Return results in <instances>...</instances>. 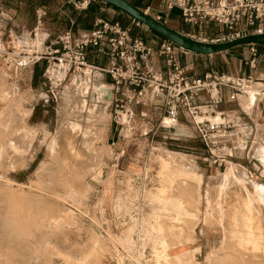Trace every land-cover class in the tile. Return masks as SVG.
Returning a JSON list of instances; mask_svg holds the SVG:
<instances>
[{
	"label": "rangeland",
	"instance_id": "374dc122",
	"mask_svg": "<svg viewBox=\"0 0 264 264\" xmlns=\"http://www.w3.org/2000/svg\"><path fill=\"white\" fill-rule=\"evenodd\" d=\"M4 1V10L17 11L18 0ZM28 1L20 0L22 12L16 21L30 16ZM35 1V21L37 10L45 13L37 38L46 28L61 31L71 11H76L68 0ZM261 25L264 28V22ZM0 29L4 42L26 54L31 51L34 29L25 32L28 44L20 47L23 32L12 26ZM222 56L217 69L225 73L228 67L221 63ZM41 68L45 69L44 61L11 72L0 68V264H214L210 257L219 247L222 229L213 220L219 218L216 208L221 198L212 194L206 198L208 183L228 174L233 166L240 181L229 185L224 196L228 203L220 205L225 213L222 224L233 232L226 220L231 209V215L239 217L250 203L257 206L243 193L242 185L264 188V178L259 176L264 175L263 163L255 154L258 146L249 144L218 167L205 160L203 146L190 127L158 130L154 118L147 137L116 144L114 151L120 158L115 170L110 143L117 130L111 120L109 77L84 82L68 77L53 98ZM182 68L192 71L187 60ZM11 103L13 115L8 110ZM94 108L98 111L90 123ZM102 113L105 119L100 123ZM88 125L96 132L91 150L82 140ZM60 161L67 172H62ZM171 171H186L201 179L190 205L184 195H173L177 183L167 184ZM196 180L187 184L195 187ZM162 187L169 196L158 194ZM213 208L215 218L211 215L212 224L205 225L204 217Z\"/></svg>",
	"mask_w": 264,
	"mask_h": 264
},
{
	"label": "built area",
	"instance_id": "2783aa9c",
	"mask_svg": "<svg viewBox=\"0 0 264 264\" xmlns=\"http://www.w3.org/2000/svg\"><path fill=\"white\" fill-rule=\"evenodd\" d=\"M91 2L68 0L76 11L86 10ZM168 7L180 9L184 24L193 28L200 30L206 23L216 24L226 35L216 42L250 34L264 22V0H203L193 4L174 0ZM44 16L41 10L36 11V27L31 33L34 42L27 54L19 51L20 48L14 49L0 36V68L11 72L44 61L43 77L49 83V94L53 98L68 77L89 81L107 75L111 82V120L117 130L115 141L110 143L111 168L116 170L118 166L120 157L114 151L118 142L145 138L151 132V121L142 108L154 101L159 103L162 113L157 129L160 124L176 123L185 113L203 146L206 161L221 167L229 163L233 153L245 150L239 123L217 109L222 102L219 90L230 91L231 99L238 95L264 98V79L212 73L191 78L178 63V56L187 53L175 45L164 41L157 50L152 49L119 24L101 19L78 37L67 30L55 38L47 32L37 38L35 32L43 27ZM102 46L104 53L100 50ZM90 49L101 51L106 64L92 63L88 55ZM251 53L255 56L253 48ZM154 56L163 60V72L150 66L149 61ZM201 93L208 100L197 103Z\"/></svg>",
	"mask_w": 264,
	"mask_h": 264
},
{
	"label": "crops",
	"instance_id": "0c3cea01",
	"mask_svg": "<svg viewBox=\"0 0 264 264\" xmlns=\"http://www.w3.org/2000/svg\"><path fill=\"white\" fill-rule=\"evenodd\" d=\"M132 6L138 10L150 14L154 18L158 19L166 27L180 32L189 37L208 42H216L222 38L221 35L224 34L222 29L213 23H206L199 30L184 24L180 9L173 7L170 9L168 4L174 0H126ZM190 4L199 3L203 0H187ZM4 0H0V28L5 29L8 26H12L17 33L31 32L35 27V10L36 1L30 0L26 2L27 8H29L30 16L21 21H16V19L21 14V4L18 0L16 8L17 11H6L3 9ZM16 3V2H15ZM15 7V6H14ZM18 12V14H17ZM105 20L111 23H117L121 26L124 24L123 29L130 32L133 37L140 38L148 47L157 50L164 40L158 35L146 30L142 26L138 25L135 21L129 18L127 15L121 13L117 9L93 1L90 3L88 8L84 11H74L72 10L70 16L67 17L64 28L59 32L51 31L46 28V32L50 37L55 38L63 32L70 30L74 37H78L83 33L91 30L94 27V23L97 20ZM216 28H218L219 33L217 34ZM251 31H264V28L258 26L257 29H252ZM223 33V34H222ZM251 48L255 50V56H252ZM104 47H101L103 52ZM99 50L90 49L88 51L89 58L92 63L98 65H105L106 59L103 53ZM223 58L222 64H226L228 70L225 73H220L217 69L218 56ZM93 59V60H92ZM95 60V61H94ZM187 60L188 64L192 67V71L187 73L191 78H202L205 74H224L235 77H252L255 79H264V45H250L242 46L231 49L227 52L212 55V56H200L195 54H183L178 56V63L183 67V61ZM253 61V62H251ZM150 66L157 71H164L163 60L159 57H152L149 61ZM111 92V91H110ZM219 96L222 100L218 106V111L225 113L229 117L235 119L244 134L245 140V150L252 145V148L258 146V150L255 151L256 156H258L262 163L264 162V98L260 96L249 95H238L234 99H231V93L227 89L221 88L219 90ZM249 97V98H248ZM208 98L204 93H201L196 99L197 103H202L207 101ZM141 110V109H140ZM142 111H145L146 117L151 122H159L161 118V110L159 103L154 101L152 104H146ZM105 119V114L102 113V119L100 123ZM178 125H186L190 127L188 118L185 113H182L176 123L171 125L160 124L158 130L161 129H175ZM191 128V127H190ZM192 129V128H191ZM192 134L194 138L197 137L195 131L192 129ZM100 135V130L98 129V135ZM96 137V139H97ZM95 139V140H96ZM94 140V141H95ZM262 165L259 163V168ZM264 167V163H263ZM264 172V170H263ZM264 178V175H259ZM264 180V179H263ZM264 185V181H262ZM261 185V186H263ZM264 187V186H263Z\"/></svg>",
	"mask_w": 264,
	"mask_h": 264
},
{
	"label": "bare ground",
	"instance_id": "6f19581e",
	"mask_svg": "<svg viewBox=\"0 0 264 264\" xmlns=\"http://www.w3.org/2000/svg\"><path fill=\"white\" fill-rule=\"evenodd\" d=\"M19 41H20V44H24V45L28 44V34L27 35L26 34L25 35H21ZM78 81L84 82L85 79H78ZM14 107H15V105L13 103H11L10 106H9V109H8L9 112L12 113V115H13V108ZM97 111L98 110L96 108H94L90 112V119L88 120L90 123L95 121L94 120L95 112H97ZM88 127H90V129L85 128L86 130H84V132L82 134V140H83V143L85 144V146H88V149L91 150L92 149L91 141L94 139V136L96 135V132L94 131L95 130L94 128H91V126L88 125ZM73 129H75V128H73ZM76 130L77 129H75V131ZM70 150L72 152V150H73L72 146H70ZM50 152H51V156L54 157L55 156V145L54 144H52V146L50 148ZM72 154L75 155V156L78 155V154H75V152H72ZM62 161H64V160H62ZM62 161H60L61 162L60 164H62V166H63L61 168H64V170L61 169L62 172H63V171L67 170L66 169L67 167L64 164V162L62 163ZM59 168H60V166H59ZM61 170L58 169V171H60V172H61ZM233 171H234V168H233V166H231L229 168L228 174H224V176H221V177H219V178H217V179H215L213 181H210L208 183V186H207L208 190H207V193H206V198L207 199L208 198L210 199V198L214 197L216 199L221 198L220 199L221 203H224L226 201L225 197H224L225 193H226V189H228L230 184H233V183H236V182L240 181L239 179H237V176H235L233 174ZM168 173H169V170L167 171V176L169 175ZM170 173H171L170 174L171 175V180H168L167 184H169V182L170 183H174V184L177 183V185H176L177 188L176 189H175V186H173L171 184L174 187V189H175V191L173 190L175 192V194H173V195H175L176 197L177 196L181 197V195H184L188 199L189 205H190L191 204V196L194 193H197L196 192L197 191V187L200 186L199 184L201 182V179L199 178V179L196 180L194 175H192L191 173L186 172V171H179L178 173H177V171L176 172L171 171ZM70 177H69V179H70ZM176 178H179L178 182H175ZM189 179L190 180H193V179L196 180L195 181L196 182V186L195 187H192V186H190V184H187L188 183L187 181ZM65 181H67V180H65ZM160 184H161V182H160ZM166 188L162 187V189H159L157 191L158 194L161 195V196H166V195L169 196V194H170V193L168 194L169 190H168V192L167 191L165 192ZM242 189H243V193H245V195L248 197V199H250V201L255 203L257 206L254 207L250 203V206L246 207V209L243 210V212L239 215V217L232 216L231 215V213H232L231 211H233V210L232 209H231V211L229 210L230 213H228L229 215H227V219L226 220H228L227 224L231 225V228H232L233 232L228 231L226 228H224V226L222 224V221H223L222 219H223V216H224L225 213H224V211L222 209V206H220L221 203H219L218 207L216 208L218 213H219V216H217V217H219V218H215L214 214H212V211L214 210V208L211 210V213H210L209 216H208V214H206L207 216L204 217V224L205 225H211L212 224L211 219L213 220L215 218V220H213V221H216L217 226L221 227V229H222V237H221V242L219 244V247H217V248L214 247L213 248V250H214L213 251V255L210 257V258H212V261L214 262V264H264V258H263V255H264L263 254V251H264V228H263V225H262L263 223H261V220L264 222V220H263L264 219V213H263L264 212V208H262V206H261V204L264 203V188H261L260 190H258V189L254 188L252 186L242 185ZM211 194H212V197H211ZM226 205H228V204H226ZM208 207H210V205H208ZM59 209H61V208L59 207ZM56 211H58L57 208H56ZM195 211H196V209H195ZM62 212H63V210H61L59 213L61 214ZM225 212L227 213L228 210L225 211ZM54 215H56V213H54ZM225 218L226 217H224V219ZM164 230H167V229H163V231ZM191 231H192V229H191ZM190 234H191V232H190ZM167 236H169V235H167ZM186 237H187V235H186ZM3 252H4V249H3ZM7 253H5V254H7ZM259 253H262L263 255L259 254ZM6 257H8V256H5V258Z\"/></svg>",
	"mask_w": 264,
	"mask_h": 264
},
{
	"label": "water",
	"instance_id": "95a60500",
	"mask_svg": "<svg viewBox=\"0 0 264 264\" xmlns=\"http://www.w3.org/2000/svg\"><path fill=\"white\" fill-rule=\"evenodd\" d=\"M98 3L108 5L127 15L138 25L142 26L146 30L158 35L164 41H167L185 53L200 55V56H212L220 53L227 52L231 49L250 46V45H264V31L250 33L238 38L223 41V42H208L201 41L180 32H176L166 27L158 19L154 18L150 14L142 12L128 3L126 0H93Z\"/></svg>",
	"mask_w": 264,
	"mask_h": 264
},
{
	"label": "trees",
	"instance_id": "16d2710c",
	"mask_svg": "<svg viewBox=\"0 0 264 264\" xmlns=\"http://www.w3.org/2000/svg\"><path fill=\"white\" fill-rule=\"evenodd\" d=\"M121 26L124 27V24L122 23ZM43 69H44V68H41V72H43ZM41 72H40V73H41Z\"/></svg>",
	"mask_w": 264,
	"mask_h": 264
}]
</instances>
